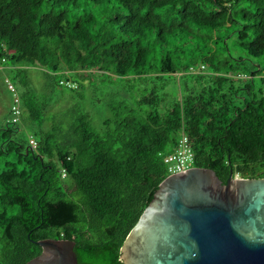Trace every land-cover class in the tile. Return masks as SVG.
<instances>
[{
	"label": "trees",
	"instance_id": "1",
	"mask_svg": "<svg viewBox=\"0 0 264 264\" xmlns=\"http://www.w3.org/2000/svg\"><path fill=\"white\" fill-rule=\"evenodd\" d=\"M2 59L21 116L0 127V264L44 239L121 264L184 134L223 184L264 178V0H0ZM32 68L71 92L103 85L99 130L82 102L39 100Z\"/></svg>",
	"mask_w": 264,
	"mask_h": 264
},
{
	"label": "water",
	"instance_id": "2",
	"mask_svg": "<svg viewBox=\"0 0 264 264\" xmlns=\"http://www.w3.org/2000/svg\"><path fill=\"white\" fill-rule=\"evenodd\" d=\"M26 264H78L74 242H35ZM121 264H264V178L168 175L120 248Z\"/></svg>",
	"mask_w": 264,
	"mask_h": 264
},
{
	"label": "rangeland",
	"instance_id": "3",
	"mask_svg": "<svg viewBox=\"0 0 264 264\" xmlns=\"http://www.w3.org/2000/svg\"><path fill=\"white\" fill-rule=\"evenodd\" d=\"M27 81L29 86L35 91L39 100H46L48 102H54L57 104V108H64L71 102H82L83 108H85L89 113L92 125L96 130H99L103 118L107 116V111L105 109L104 99H101V94L105 95V88L102 85L95 93L93 88H89L88 85L91 84V80H85L83 86L86 90H80L77 92H71L67 88H56L55 85L59 80V75H46L44 71L39 69H27L26 70ZM13 79L9 71L3 66L0 69V127L5 126L7 120L9 121V113L13 103V97L8 93L5 79ZM12 81V80H11ZM81 95L83 99L79 97ZM74 98V99H73ZM25 134L24 130H21ZM239 177V176H237Z\"/></svg>",
	"mask_w": 264,
	"mask_h": 264
},
{
	"label": "built area",
	"instance_id": "4",
	"mask_svg": "<svg viewBox=\"0 0 264 264\" xmlns=\"http://www.w3.org/2000/svg\"><path fill=\"white\" fill-rule=\"evenodd\" d=\"M2 63H4V59L0 62V69L3 68ZM4 82L8 93L13 97V103L9 111V121L15 124L19 122L21 116V109L19 106L20 100L15 86L8 79H5ZM60 84L65 85L68 88H76L75 84L71 82H60ZM29 146L33 150L37 147V144L32 137H29ZM163 162L167 166L169 175L180 173L193 167L194 153L191 143L185 134L181 135L177 140L174 150L163 156ZM61 174L62 177H65L66 175L64 170H62Z\"/></svg>",
	"mask_w": 264,
	"mask_h": 264
}]
</instances>
